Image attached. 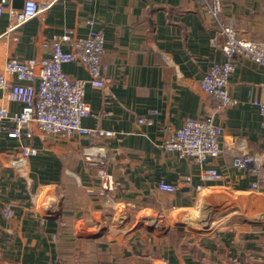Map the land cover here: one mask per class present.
I'll return each mask as SVG.
<instances>
[{"label":"crops","instance_id":"1","mask_svg":"<svg viewBox=\"0 0 264 264\" xmlns=\"http://www.w3.org/2000/svg\"><path fill=\"white\" fill-rule=\"evenodd\" d=\"M26 1L0 0V73L10 58H49L54 38L66 30L84 37L94 20L106 40L107 87L87 84L92 115L82 124L115 135L65 138L36 130L18 139L8 136L13 123L0 125V264L264 263V128L254 104L264 101V67L229 58L220 27L231 23L242 38L264 43V0H223L218 21L202 0H35L51 6L10 29L7 9ZM229 59L236 68L228 90L237 104L222 108L200 81L213 63ZM64 71L90 79L77 62ZM0 105L22 110L2 91ZM210 115L224 130L218 158L199 165L164 148L170 130ZM25 147L37 153L24 158ZM247 155L254 159L248 168L234 166ZM205 168L223 179L202 182ZM160 181L177 191H161Z\"/></svg>","mask_w":264,"mask_h":264},{"label":"built area","instance_id":"2","mask_svg":"<svg viewBox=\"0 0 264 264\" xmlns=\"http://www.w3.org/2000/svg\"><path fill=\"white\" fill-rule=\"evenodd\" d=\"M206 9L219 20L223 0H202ZM50 3H41L27 0L21 9L8 8L11 19L10 29H17L49 8ZM5 12L0 6V16ZM89 32L84 37H76L74 30H66L62 35L54 38L48 45L51 55L47 59L20 60L10 58L3 73H0V91L4 93V100L22 104L20 113H11L6 105H0V125L13 123L8 129L11 138L30 139L35 131L44 134L71 138L73 136H95L111 138L113 131L102 128H87L83 126V119L90 117L92 112L84 101L87 84L105 90L107 79L104 71L103 57L106 53L105 35L103 30L96 27V22H88ZM221 34L226 36L222 51L229 57L251 59L264 67V43L242 38L234 29L233 24H222ZM216 39H213V43ZM68 45L71 48L65 49ZM77 62L86 67L90 73L89 81L70 78L64 71V65ZM235 63L229 59L224 63H213L208 72L200 81L202 91L208 94L222 108L235 106L237 100L228 90V80L235 71ZM106 101L110 100V92L105 94ZM258 107L264 128V101H255ZM157 111H151V115ZM140 124L147 122L146 118L138 120ZM223 128L216 125L212 115L205 120L188 118L182 127L170 130L164 144L167 151H173L179 156L191 159L202 165L209 159H216L221 155L220 139ZM37 153L35 148L25 147L21 151L24 158ZM254 159L252 156L237 157L234 166L246 169ZM107 183L112 184L111 175H105ZM223 175L216 169L205 168L201 173L202 182H219ZM258 189V183L253 184ZM107 188V186H105ZM158 188L166 193L173 194L177 187L165 181H160ZM203 185L197 186L201 190ZM7 217H13L14 212H5Z\"/></svg>","mask_w":264,"mask_h":264},{"label":"rangeland","instance_id":"3","mask_svg":"<svg viewBox=\"0 0 264 264\" xmlns=\"http://www.w3.org/2000/svg\"><path fill=\"white\" fill-rule=\"evenodd\" d=\"M201 209V208H200ZM198 218L196 219V226L201 230H202V218H201V215L200 213L198 214L197 216ZM76 262H84V258H81V257H77V258H74ZM91 260V259H90ZM94 260V258H93ZM93 260L90 261L91 264H95L93 262ZM72 261H67V260H63L62 261V264H73V263H70ZM89 263V264H90ZM156 262H153V260L147 258V259H137V258H134V259H129V260H126L124 264H155ZM256 264H264V263H260V262H256Z\"/></svg>","mask_w":264,"mask_h":264}]
</instances>
